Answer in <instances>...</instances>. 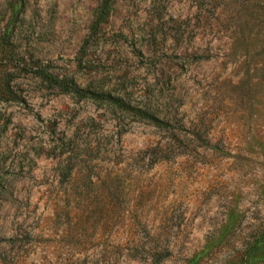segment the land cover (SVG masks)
Wrapping results in <instances>:
<instances>
[{
  "label": "rangeland",
  "instance_id": "rangeland-1",
  "mask_svg": "<svg viewBox=\"0 0 264 264\" xmlns=\"http://www.w3.org/2000/svg\"><path fill=\"white\" fill-rule=\"evenodd\" d=\"M0 0V264H226L264 228V0ZM8 36V37H7ZM5 65V60L2 63Z\"/></svg>",
  "mask_w": 264,
  "mask_h": 264
},
{
  "label": "trees",
  "instance_id": "trees-1",
  "mask_svg": "<svg viewBox=\"0 0 264 264\" xmlns=\"http://www.w3.org/2000/svg\"><path fill=\"white\" fill-rule=\"evenodd\" d=\"M109 2L110 0H102L98 7V16L92 24L90 33H88V35L84 38L79 52H83L85 50V45L89 42L90 38L98 29V25L103 18V13L106 11ZM4 60L5 65L2 64ZM9 66H17L27 73H32L49 86L59 88L62 92L70 93L81 98L89 97L94 100L106 101L120 108H130L137 111L142 117L148 118L156 125L163 123L167 125L166 122L156 118L146 110L129 107L121 98L117 96H113L110 93L91 90L89 88L80 86L73 78L59 76L58 74L52 72L49 64L45 62L36 61L33 63H28L24 60H18L12 49L9 38H5L0 41V101L15 97L14 91L11 87V80L7 76V69ZM200 259L201 257L194 256L190 258L189 262L190 264H197L199 263ZM226 264H264V228L255 232L245 243L241 252L228 260Z\"/></svg>",
  "mask_w": 264,
  "mask_h": 264
}]
</instances>
